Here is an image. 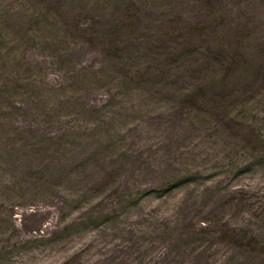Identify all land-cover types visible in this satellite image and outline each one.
<instances>
[{"label": "rangeland", "instance_id": "1", "mask_svg": "<svg viewBox=\"0 0 264 264\" xmlns=\"http://www.w3.org/2000/svg\"><path fill=\"white\" fill-rule=\"evenodd\" d=\"M0 264H264V0H0Z\"/></svg>", "mask_w": 264, "mask_h": 264}]
</instances>
